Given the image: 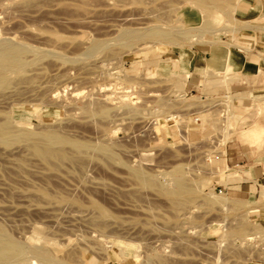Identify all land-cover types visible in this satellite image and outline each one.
<instances>
[{"label":"rangeland","instance_id":"rangeland-1","mask_svg":"<svg viewBox=\"0 0 264 264\" xmlns=\"http://www.w3.org/2000/svg\"><path fill=\"white\" fill-rule=\"evenodd\" d=\"M261 2L0 0V264H264L259 88L192 53L264 34Z\"/></svg>","mask_w":264,"mask_h":264},{"label":"crops","instance_id":"crops-1","mask_svg":"<svg viewBox=\"0 0 264 264\" xmlns=\"http://www.w3.org/2000/svg\"><path fill=\"white\" fill-rule=\"evenodd\" d=\"M254 18L258 15L264 18V2H261L255 8ZM259 33V32H258ZM255 33L252 40H245L241 46L228 48L220 46L215 49L198 50L196 53L199 61L196 66L198 71H212L226 73L229 70L232 74H240L245 78H254V82L259 88L258 96L264 104V34ZM194 56L192 55V58ZM225 76L230 77L228 74ZM231 81V78L228 79ZM241 137L252 139L254 142H264V127L257 124L256 120L252 127L242 130ZM229 145L227 155L230 163L234 166H248L255 159V151L253 147L242 144L239 140ZM252 171H250V174ZM254 179L258 181L264 180V174L258 177L256 172L252 173Z\"/></svg>","mask_w":264,"mask_h":264},{"label":"bare ground","instance_id":"bare-ground-1","mask_svg":"<svg viewBox=\"0 0 264 264\" xmlns=\"http://www.w3.org/2000/svg\"><path fill=\"white\" fill-rule=\"evenodd\" d=\"M205 28H208V27H205ZM188 36V35H187ZM14 45V44H13ZM6 53V52H5ZM7 58L9 59V61H17V50L15 48H9L7 50ZM0 61H1V58H0ZM5 63V62H4ZM16 64V63H15ZM2 66V65H1ZM7 66V65H6ZM6 68V67H5ZM225 81V80H224ZM226 82V81H225ZM124 96V95H123ZM127 96V95H126ZM43 150H46V149H43ZM41 151L39 152L41 154V156L43 157V155H45L47 153V151ZM51 152V151H50ZM49 152V153H50ZM47 153V154H49ZM46 157V156H45ZM181 180L178 179L175 184H174V192H172L173 194H179L182 190H183V186L180 182ZM171 193V194H172ZM8 241V240H7ZM54 244V243H53ZM37 250V249H36ZM35 250V251H36ZM3 252H9L10 255L12 257H22L24 252L23 250L18 247V246H14L12 244H10L9 242H6L4 241L1 237H0V254L3 253ZM40 251H38L39 253ZM42 253V250L40 252V254ZM40 254H37V253H33L31 258L32 260H35V261H39V262H43V257L42 255ZM44 254V253H43ZM3 255V254H2ZM44 256V255H43ZM47 256V255H46ZM50 259V258H49ZM28 264V263H27Z\"/></svg>","mask_w":264,"mask_h":264}]
</instances>
